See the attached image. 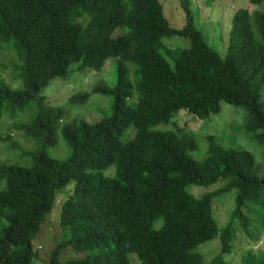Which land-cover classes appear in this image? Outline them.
Segmentation results:
<instances>
[{
	"label": "trees",
	"instance_id": "16d2710c",
	"mask_svg": "<svg viewBox=\"0 0 264 264\" xmlns=\"http://www.w3.org/2000/svg\"><path fill=\"white\" fill-rule=\"evenodd\" d=\"M180 1L185 23L175 28L160 0H0V54L11 59L21 81L14 87L5 81L9 75L0 74V117L4 103L13 109L36 100L39 112L16 127L44 144L55 143L65 108L43 104L42 87L66 77L71 63L99 69L107 58L119 59L115 87H93L113 94L112 115L61 123L60 133L71 147L68 159L39 149L31 152L30 166L0 163L6 182L0 190V264H30L37 256L32 240L57 192L71 180L72 193L60 212V225L70 228V237L54 247L49 264H131L129 252L142 264H204L194 248L216 236L221 251L206 264H226L222 254L235 232L231 222H223L222 212L224 227L219 229L213 198L233 188L231 216L248 231L243 209L255 205L263 214L256 227L264 226V167L263 162L256 165L252 152L210 139L206 157L198 161L190 155L197 141L183 126L151 128L168 123L180 109L206 118L225 101L244 108L245 131L264 147V10L234 12L227 53L221 57L194 26L188 1ZM115 28L122 32L113 36ZM176 35L187 38L189 46L173 53L171 65L161 52L162 38ZM126 62L136 65L135 106L127 104L133 86ZM88 96L76 93L69 102L84 103ZM130 127L133 135L123 141ZM110 165L114 177L101 172ZM218 180L222 187L198 197L187 190L188 184ZM65 246L84 255L60 261ZM243 259L264 264V253L250 251Z\"/></svg>",
	"mask_w": 264,
	"mask_h": 264
},
{
	"label": "rangeland",
	"instance_id": "374dc122",
	"mask_svg": "<svg viewBox=\"0 0 264 264\" xmlns=\"http://www.w3.org/2000/svg\"><path fill=\"white\" fill-rule=\"evenodd\" d=\"M190 13L193 17V24L198 28L208 43L221 57L227 53L229 30L231 18L234 12L239 8H245L250 12L254 10H264V1L258 4H252L249 0H187ZM163 5V13L169 24L175 28H180L185 23V11L180 0H160ZM122 32L120 28H115L113 36ZM164 46L161 48L162 54L167 61L174 64V52L189 46V41L183 36H168L162 38ZM169 52V54H167ZM17 59V57H16ZM19 63V60L17 59ZM117 57L107 58L99 69L80 67V61L71 63L68 67L66 77L52 78L42 87L39 95L43 96L44 103L47 106H62L65 108V115L62 122L71 121L74 118H86L91 121H98L112 115L113 112V94L94 92L93 87L97 84H106L109 88H114L117 82L118 71ZM0 74L6 73L7 81L14 87H21V81L15 78L17 74L13 69L11 59L5 58L0 54ZM128 75L132 83V94L127 99V104L135 106L138 101V92L135 88L136 65L126 62ZM3 70V71H2ZM88 93V99L84 102L72 104L69 98L73 94ZM261 102L264 104V87L261 93ZM39 112V105L36 100H32L22 108H7L4 103L3 113L0 117V163H13L21 166H30L32 164L31 152L35 150H44L50 157L66 160L71 155V147L60 133V125L55 132V143L44 144L42 141L34 138L16 127L17 124L30 123ZM245 110L242 106L220 102V110L217 113L210 114L206 118H198L187 109H180L173 114L168 123H159L151 127L157 130L175 129L177 126H183L187 132L194 135L197 141V148L190 152V155L201 161L206 157L210 139L224 146L233 148H242L249 150L255 157L256 165L263 162L264 167V147L262 144L252 138L244 129ZM134 132V128L126 130L121 139L126 141ZM8 137L3 140V138ZM14 141L17 145L14 144ZM262 171V165H260ZM101 172L108 177L116 175L114 165L108 166ZM5 179L0 176V190L5 188ZM74 181H69L60 189L54 201V204L46 214L45 220L40 226L35 238L32 240L33 247L37 250V256L33 258L30 264H49L51 252L54 247L64 242L70 237V228L60 225V212L65 199L72 193ZM223 186L222 180H218L209 185L188 184L187 190L195 196L210 192ZM236 188L230 191L217 194L213 198L214 218L221 230L223 222H231L234 228V238L230 241V248L222 254V259L226 264H248L243 258L248 252L254 255L264 253V226L257 228L261 222L263 214L258 212V207L249 204L243 209V213L248 217L249 230L246 231L241 226L238 218L231 216L234 209V197ZM250 207V211H248ZM216 210V211H215ZM252 211V212H251ZM217 212V213H216ZM220 212L223 214V222ZM221 220H220V219ZM162 221L159 220L155 227H159ZM222 248V241L219 236L199 243L194 251L201 253L204 264L217 255ZM83 252H77L70 246H65L60 250L58 259L64 261L71 258H80ZM128 259L131 264H142L137 255L133 252L128 253ZM256 259V258H255ZM255 259L250 261L254 263Z\"/></svg>",
	"mask_w": 264,
	"mask_h": 264
}]
</instances>
